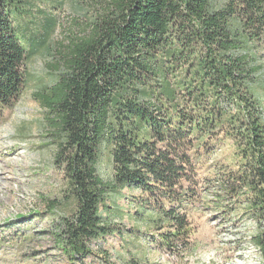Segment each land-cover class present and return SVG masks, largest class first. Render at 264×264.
<instances>
[{
    "label": "trees",
    "instance_id": "obj_1",
    "mask_svg": "<svg viewBox=\"0 0 264 264\" xmlns=\"http://www.w3.org/2000/svg\"><path fill=\"white\" fill-rule=\"evenodd\" d=\"M27 0H0V123L26 88V63L54 18L26 37ZM53 50L56 79L34 92L69 214L55 242L69 264L122 231L111 197L126 189L145 240L171 255L190 244L189 213L247 220L264 264V0H89ZM22 27V28H21ZM25 43L28 47L26 48ZM50 50V49H49ZM112 166L104 180L98 163ZM56 204L51 203L50 211ZM117 218H115V217ZM101 253L104 252L99 248ZM104 255V254H102ZM126 264H146L132 256Z\"/></svg>",
    "mask_w": 264,
    "mask_h": 264
},
{
    "label": "rangeland",
    "instance_id": "obj_2",
    "mask_svg": "<svg viewBox=\"0 0 264 264\" xmlns=\"http://www.w3.org/2000/svg\"><path fill=\"white\" fill-rule=\"evenodd\" d=\"M27 1L31 11L21 21L28 26L26 37L40 33V24L48 18L55 19L56 27L49 38L50 50L44 47L26 63L27 85L19 100L2 114L0 264H69L54 236L56 217L71 210L64 192L66 178L53 164L54 147L45 138L43 110L33 94L56 79L50 68L55 62L53 50L77 32L76 21L82 19L89 0ZM25 46L28 47L27 43ZM261 85L257 92L264 112V74ZM98 172L104 180L111 177L112 166L106 151L100 157ZM131 194L123 189L117 198L111 197L121 217L111 221L123 235L116 232L105 241L93 243L95 254L86 257L84 264H126L132 256H138L146 264L263 263L250 242L252 225L242 218L222 219L211 207L196 208L189 213L190 244L178 255L166 253L145 240L143 227L141 233H127L132 226H140L132 218L133 208L128 204ZM54 202L56 206L50 211Z\"/></svg>",
    "mask_w": 264,
    "mask_h": 264
}]
</instances>
